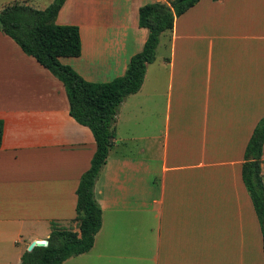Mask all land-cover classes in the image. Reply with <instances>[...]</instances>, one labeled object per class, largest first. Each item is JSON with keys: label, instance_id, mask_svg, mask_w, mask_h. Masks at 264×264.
Instances as JSON below:
<instances>
[{"label": "crops", "instance_id": "obj_1", "mask_svg": "<svg viewBox=\"0 0 264 264\" xmlns=\"http://www.w3.org/2000/svg\"><path fill=\"white\" fill-rule=\"evenodd\" d=\"M53 1L0 0V16L12 3ZM151 2L168 0H67L56 23L79 26L82 54L61 62L92 82L124 75L148 38L139 9ZM159 48L118 110L95 186L94 246L64 264H264L242 176L264 117V0H200ZM0 119V264H19L23 244L80 232L78 186L97 145L70 114L64 83L1 28Z\"/></svg>", "mask_w": 264, "mask_h": 264}, {"label": "trees", "instance_id": "obj_2", "mask_svg": "<svg viewBox=\"0 0 264 264\" xmlns=\"http://www.w3.org/2000/svg\"><path fill=\"white\" fill-rule=\"evenodd\" d=\"M66 1L54 0L45 9L16 2L7 5L0 16L1 30L64 83L70 114L92 130L97 145L91 166L83 173L78 186L80 232L53 231L48 245L26 250L19 264H64L67 259L93 248L102 227V208L96 198L95 186L116 137L114 123L119 107L129 95L141 89L148 64L156 60L162 34L171 33L175 20L200 0H168L141 6L139 25L149 30L143 50L131 58L124 75L107 82L88 81L73 67L61 62L60 57H78L82 54L79 26L56 23ZM3 135L4 121L0 119V148ZM263 151L264 117L256 125L248 142L242 167L243 181L261 225L264 250Z\"/></svg>", "mask_w": 264, "mask_h": 264}, {"label": "rangeland", "instance_id": "obj_3", "mask_svg": "<svg viewBox=\"0 0 264 264\" xmlns=\"http://www.w3.org/2000/svg\"><path fill=\"white\" fill-rule=\"evenodd\" d=\"M162 53H163V49H162V48H159L158 51H157V55L162 56V55H163ZM157 57H158V56H157ZM160 99H161L160 103L157 104V105H155V108H156V109H155V115H156V118H157V119L154 118V121H155V122H157L159 115L162 114V112H163V110H162V109H163V101H162V98H160ZM139 101H141V100H137V102H139ZM141 105L145 107V105H144V100L142 101V104H141ZM141 105L136 104L135 107H137V108H142ZM143 109H145V108H143ZM143 109H141L140 111H141V112H144ZM143 127H144V126H143ZM28 249H29V245H27L26 243L23 244V250H24V252H25L26 250H28Z\"/></svg>", "mask_w": 264, "mask_h": 264}, {"label": "water", "instance_id": "obj_4", "mask_svg": "<svg viewBox=\"0 0 264 264\" xmlns=\"http://www.w3.org/2000/svg\"><path fill=\"white\" fill-rule=\"evenodd\" d=\"M49 241L47 239L44 240H35L29 244L28 251H31L36 246H46L48 245Z\"/></svg>", "mask_w": 264, "mask_h": 264}]
</instances>
